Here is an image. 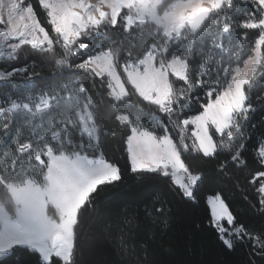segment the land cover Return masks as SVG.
Here are the masks:
<instances>
[{"label": "snow or ice", "instance_id": "snow-or-ice-1", "mask_svg": "<svg viewBox=\"0 0 264 264\" xmlns=\"http://www.w3.org/2000/svg\"><path fill=\"white\" fill-rule=\"evenodd\" d=\"M38 5L46 23L32 0H0V264H78L118 185L166 224L197 200L210 160L218 174L248 172L264 215V134L253 143L252 123L264 101V0ZM46 78L66 82L40 87ZM109 136L122 158L106 155ZM205 203L223 252L246 245L264 259V230L219 192Z\"/></svg>", "mask_w": 264, "mask_h": 264}, {"label": "trees", "instance_id": "trees-1", "mask_svg": "<svg viewBox=\"0 0 264 264\" xmlns=\"http://www.w3.org/2000/svg\"><path fill=\"white\" fill-rule=\"evenodd\" d=\"M32 3L40 21L46 23L38 0H32ZM250 34L254 36L251 30ZM238 35L242 37L243 34ZM198 65L199 58L194 67ZM65 82L46 78L39 86ZM95 95L101 103L106 99L100 92ZM195 95L204 102L202 90H197ZM255 103L253 143L255 137L264 134V124H261L264 120V101L256 100ZM198 107L194 104L193 112ZM108 110L105 108V111ZM144 116L145 122H148L147 112ZM121 149L120 141L109 136L104 148L106 155L122 158ZM199 167L211 172L210 179L203 185L195 202H185L173 208V215L166 224L147 218L140 198L129 195L124 185L112 189L102 202L101 212L92 217L80 241L78 264H136L137 261L139 264H250V261L264 264V259L246 245L231 254L223 252L208 222L206 198L219 192L240 222L253 231L264 230V215L257 210L256 194L248 183V172L232 168L228 174H218L214 160L205 161Z\"/></svg>", "mask_w": 264, "mask_h": 264}, {"label": "rangeland", "instance_id": "rangeland-1", "mask_svg": "<svg viewBox=\"0 0 264 264\" xmlns=\"http://www.w3.org/2000/svg\"><path fill=\"white\" fill-rule=\"evenodd\" d=\"M233 43H234V44L236 43L235 39L233 40ZM152 123H154V122H152ZM207 197H208V196H207Z\"/></svg>", "mask_w": 264, "mask_h": 264}]
</instances>
